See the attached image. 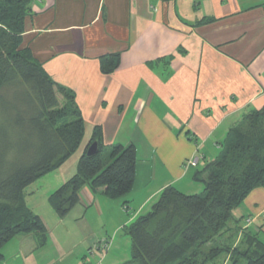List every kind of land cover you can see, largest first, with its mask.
Wrapping results in <instances>:
<instances>
[{
  "label": "crops",
  "instance_id": "obj_1",
  "mask_svg": "<svg viewBox=\"0 0 264 264\" xmlns=\"http://www.w3.org/2000/svg\"><path fill=\"white\" fill-rule=\"evenodd\" d=\"M29 7L20 47L73 93L83 119L78 149L40 177L50 184L46 202L75 174L96 126L105 147L133 144L136 165L132 190L120 199L80 189L65 215L72 225L85 222L76 225L74 242L54 233L75 231L66 217L38 212L24 191L46 241L40 246L35 234L16 235L1 248L0 264H117L130 254L128 240L115 237L123 226L167 186L197 193L203 183L193 171L217 155L245 113L264 105V0H29ZM112 54L118 66L103 73L100 58ZM242 205L263 230L264 188ZM104 214L115 233L106 252L98 250L91 224Z\"/></svg>",
  "mask_w": 264,
  "mask_h": 264
},
{
  "label": "trees",
  "instance_id": "obj_2",
  "mask_svg": "<svg viewBox=\"0 0 264 264\" xmlns=\"http://www.w3.org/2000/svg\"><path fill=\"white\" fill-rule=\"evenodd\" d=\"M29 11V0H0V261L1 248L16 235L35 234L40 246L45 243L46 226L26 205L24 189L58 168L83 136L73 93L20 47ZM118 63V54L103 56L100 69L110 73ZM94 141L97 153L86 156ZM86 149L75 174L48 196L60 218L78 202L84 186L109 199L132 190L133 144L105 147L96 126ZM192 179L203 183L201 193L167 186L146 213L123 226L130 255L117 264H264L259 236L264 229L250 215L240 217L242 225L239 218L229 224L233 210L254 189L264 188V105L228 130L220 151L194 170Z\"/></svg>",
  "mask_w": 264,
  "mask_h": 264
},
{
  "label": "rangeland",
  "instance_id": "obj_3",
  "mask_svg": "<svg viewBox=\"0 0 264 264\" xmlns=\"http://www.w3.org/2000/svg\"><path fill=\"white\" fill-rule=\"evenodd\" d=\"M60 101H62L61 97H60ZM103 157H106L105 151H104ZM49 186H50L49 181L46 180V178H44L43 182H42L41 178H38L35 182L29 184L24 189L25 192H27V193L29 192V195L27 196V203L29 204V206L36 208V210H38V212H42L44 214H46V212L48 213V211L55 213L53 208L51 207V205L48 202H46V194L45 193L48 190ZM196 187H197V189L199 188L198 191H196V192L201 193L203 187L200 188L201 185H200V187L199 186H196ZM149 209L150 208H148L147 211ZM147 211L144 210L143 213H146ZM245 214H246V211H245L244 206L243 205L238 206L236 209L233 210L232 217L229 220V224H231V225L236 224V220L239 218L238 224L242 225L244 221L240 217L241 216L243 217ZM69 217H71V216H67L65 218L64 225H67L71 228L74 227L75 231L71 232V233L70 232L67 233L65 229L64 230L58 229V230L54 231V233L56 234L57 232H59L58 236H60L61 234L62 235L65 234L66 236L68 235L72 239L71 241L74 242V241L78 240V238H80V228L76 229V227H78V226L80 227L81 223H83L85 225V222L83 220H80L79 223L72 225L73 224L72 218H69ZM91 224H92V231L96 232L99 235L98 238H100V239L101 238L108 239L109 237H113L115 235V233L113 234V232L109 229L110 226H112V221L108 217L107 214H104V217H102L101 221H98L97 219H95V220L91 219ZM76 225H78V226H76ZM255 225H256V227H259L256 223H255ZM104 230H107L108 233L105 234ZM105 236H106V238H104ZM259 236L261 239L264 240V233L263 232H261ZM115 237H116V239L121 240L123 243H124L125 239H127L128 240V248L130 250V240H129L128 236H126L121 231V232L117 233ZM121 237L123 238V240L121 239ZM100 239H99V241L103 240V239H101V240ZM221 241H223V240L221 239L220 243H221ZM234 241L237 242V239L235 238ZM78 247L80 248L79 245H78ZM76 251H78V249ZM103 252H106V251H103Z\"/></svg>",
  "mask_w": 264,
  "mask_h": 264
},
{
  "label": "built area",
  "instance_id": "obj_4",
  "mask_svg": "<svg viewBox=\"0 0 264 264\" xmlns=\"http://www.w3.org/2000/svg\"><path fill=\"white\" fill-rule=\"evenodd\" d=\"M196 158L194 159H191L189 161H187V164L189 165H194L196 163ZM246 225H250L252 223V219L251 218H247L246 220ZM109 246V242L106 240V239H103L102 241H99L98 245H97V248L98 250H105L107 249Z\"/></svg>",
  "mask_w": 264,
  "mask_h": 264
},
{
  "label": "water",
  "instance_id": "obj_5",
  "mask_svg": "<svg viewBox=\"0 0 264 264\" xmlns=\"http://www.w3.org/2000/svg\"><path fill=\"white\" fill-rule=\"evenodd\" d=\"M97 150H98L97 143L94 141L86 149L85 155L86 156H93L97 153Z\"/></svg>",
  "mask_w": 264,
  "mask_h": 264
},
{
  "label": "bare ground",
  "instance_id": "obj_6",
  "mask_svg": "<svg viewBox=\"0 0 264 264\" xmlns=\"http://www.w3.org/2000/svg\"><path fill=\"white\" fill-rule=\"evenodd\" d=\"M101 150H102V149H101ZM193 194H194V193H193ZM125 227H126V226H125ZM125 227H124V228H125Z\"/></svg>",
  "mask_w": 264,
  "mask_h": 264
}]
</instances>
